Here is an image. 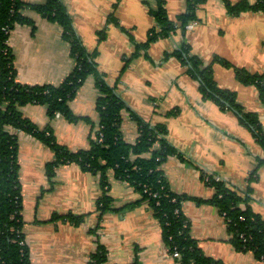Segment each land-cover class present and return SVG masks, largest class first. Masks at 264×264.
Listing matches in <instances>:
<instances>
[{"label": "crops", "instance_id": "1", "mask_svg": "<svg viewBox=\"0 0 264 264\" xmlns=\"http://www.w3.org/2000/svg\"><path fill=\"white\" fill-rule=\"evenodd\" d=\"M59 1L85 53H95L97 71L124 105L122 139L135 143L137 120L165 129L164 140L175 154L166 157L160 170L171 192L189 198L181 209L201 252L220 264H264L231 244L227 225L211 203L215 190L204 179L212 176L235 190L249 189V205L264 220V164L259 165L264 148L235 113L204 98L188 66L173 56L178 48L186 50L185 57L199 59L211 70L216 85L235 92L237 103L256 114L264 128V104L257 89L241 84L234 70L264 77V12L230 16L226 2L242 0H204L197 5L196 20L188 24L191 29L177 27L171 36L150 40L156 26L150 11L159 0ZM161 1L170 20L186 9L187 0ZM245 1L254 6L260 0ZM22 14L30 24L16 26L8 39L15 82L60 85L76 66L63 28L37 11L25 9ZM95 84L96 77L88 76L69 102L79 118L76 122L58 114L49 118L47 106L41 104L27 103L17 110L37 129H50L55 142L69 152L87 150L99 130L100 94ZM5 107L3 103L1 112ZM6 130L17 137L20 215L31 264H86L98 246L107 252L108 264H178L163 243L161 224L150 204H139L142 196L137 189L107 170L111 201L105 212H97L103 194L100 173L83 171L73 162L55 165L56 154L47 144L25 132ZM158 147L156 143L154 148ZM66 215L85 219L74 225L61 219Z\"/></svg>", "mask_w": 264, "mask_h": 264}, {"label": "trees", "instance_id": "2", "mask_svg": "<svg viewBox=\"0 0 264 264\" xmlns=\"http://www.w3.org/2000/svg\"><path fill=\"white\" fill-rule=\"evenodd\" d=\"M203 1L187 0L185 11L176 19L170 20L163 2L159 0L157 8L150 11L156 22L150 40L169 36L175 28H185L195 21L197 5ZM225 8L230 16L246 11L264 12V0L254 6L245 0L234 4L226 2ZM25 9L37 11L63 28V39L70 45L76 66L58 86H26L15 82L13 54L8 39L9 33L16 26L30 24L31 21L22 14ZM185 51H176L174 56L188 66V73L199 83L204 98H209L220 108L235 113L239 122L252 131L257 144L264 148V128L258 122L256 114L245 112L237 103L235 92L219 88L211 70L204 67L196 57H185ZM94 54L85 53L59 0H46L41 6L28 5L22 0H0V264H31L20 215L22 202L18 181L17 137L7 131V128L25 132L47 144L56 154L55 165L73 162L83 171L100 173L103 194L97 202V212H105L111 201L107 195V170H112L115 178L137 189L142 196L139 204L148 202L154 217L161 224L163 243L168 252L179 254L176 258L178 264H220L205 256L197 242L190 237L189 223L181 209L182 203L189 198L171 192L160 170L166 157L175 154V150L164 140L165 129L160 126L150 128L137 120L139 136L135 143L128 144L122 139L120 124L124 105L103 75L97 71L93 61ZM214 60L226 67H232L218 57H214ZM234 70L241 84L257 89L259 99L264 104V77L241 68ZM90 75L96 77L95 85L100 94L97 106L99 130L87 150L69 152L55 142L50 129H37L17 110V107L27 103L41 104L47 106L49 118L58 114L68 122H76L79 118L70 111L69 102ZM3 103H6V107L1 112ZM156 143H159L160 148H154ZM147 154L150 155L149 158L146 157ZM263 164L264 161L260 160L259 165ZM255 174L253 172L250 180ZM204 177L206 185L215 190L211 203L227 225L231 244L237 251L251 252L264 261V220L249 205V189L245 192L235 190L223 180L206 175ZM136 205L137 203L134 204ZM61 219L77 225L85 216L66 215ZM86 264H108L105 249L98 246Z\"/></svg>", "mask_w": 264, "mask_h": 264}, {"label": "built area", "instance_id": "3", "mask_svg": "<svg viewBox=\"0 0 264 264\" xmlns=\"http://www.w3.org/2000/svg\"><path fill=\"white\" fill-rule=\"evenodd\" d=\"M193 27V25H187L186 26V30L187 29H191ZM101 136V135H100ZM148 192V191H147ZM174 258H178L179 257V254L177 252H174L173 254H171Z\"/></svg>", "mask_w": 264, "mask_h": 264}, {"label": "rangeland", "instance_id": "4", "mask_svg": "<svg viewBox=\"0 0 264 264\" xmlns=\"http://www.w3.org/2000/svg\"><path fill=\"white\" fill-rule=\"evenodd\" d=\"M169 36H171V35H169ZM180 50V49H179ZM178 50V48H176L175 50H174V53L176 52V51H179ZM174 53H173V56H174ZM232 67H233V65H231ZM232 90V89H231Z\"/></svg>", "mask_w": 264, "mask_h": 264}]
</instances>
